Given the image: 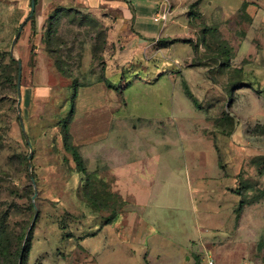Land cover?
I'll return each mask as SVG.
<instances>
[{"label": "rangeland", "instance_id": "374dc122", "mask_svg": "<svg viewBox=\"0 0 264 264\" xmlns=\"http://www.w3.org/2000/svg\"><path fill=\"white\" fill-rule=\"evenodd\" d=\"M39 1L17 38L32 0H0V264H264V0H168L188 69L132 53L113 7Z\"/></svg>", "mask_w": 264, "mask_h": 264}, {"label": "crops", "instance_id": "0c3cea01", "mask_svg": "<svg viewBox=\"0 0 264 264\" xmlns=\"http://www.w3.org/2000/svg\"><path fill=\"white\" fill-rule=\"evenodd\" d=\"M61 5V6H78L79 8H84L88 12H101L104 6L113 7L115 8L120 16L119 21H123L124 25L128 24L130 25L131 32L130 34L128 31H126V36H128L129 43L131 44L129 49L132 51V53H136L140 55V53L145 50L148 52H151L155 49V46H158L160 51L163 49H169V56L166 57L169 59V64L173 66H179V68H191L194 64L192 63L194 55L192 53V50L189 48H182V52H179L176 48V42H184L182 40H185V37L181 36L183 35V28H185V20L184 18H175L174 13H171L170 7L171 3L168 0H41L38 2V5H42L44 7H49L52 5ZM37 5V4H36ZM167 14L165 25L163 24V21H157L156 17L159 14L163 13ZM125 28V27H123ZM128 30V28H125ZM127 38V37H126ZM176 40V41H172ZM186 42V41H185ZM161 44V45H160ZM183 72V71H182ZM175 75L172 74V77ZM76 122V119H75ZM91 134H88V137L90 135L91 138L94 137L93 133H96L94 130H90ZM167 153L166 156L169 155V144H164ZM94 148L97 150L101 149L103 156L101 157L102 161H106L104 158L105 156V150L109 147H106V144H92L91 149L94 151ZM152 149L150 151H147L145 154L143 151V146L140 147V150L143 155H145L148 158L152 157H158V150L157 145L153 144L151 147ZM90 149V147L88 148ZM94 154V157L92 159H95L93 163H98V160L100 159V155ZM99 156V157H98ZM97 157V158H96ZM141 161L140 159H137ZM90 161V160H89ZM151 160L152 165L150 166V173L154 175L155 173H160L158 170V164ZM140 164V163H139ZM134 163V193L131 194L133 197L142 196V183H139V180L143 181V177H139V173L144 175L145 167L144 164L142 167ZM167 171L169 167H166ZM117 170V169H116ZM120 170H117V173H119V190L123 195L126 196L127 187L123 184L120 180L122 178L120 174ZM138 201L136 200L134 204H137ZM131 213H133L131 211ZM132 215V214H131ZM133 220H130L127 224H124V229L122 236L119 234V237L123 238H131L129 243H139L143 238L141 237L142 231L140 232L141 225L138 222V216L136 214H133L132 216ZM128 231V232H127Z\"/></svg>", "mask_w": 264, "mask_h": 264}, {"label": "trees", "instance_id": "16d2710c", "mask_svg": "<svg viewBox=\"0 0 264 264\" xmlns=\"http://www.w3.org/2000/svg\"><path fill=\"white\" fill-rule=\"evenodd\" d=\"M172 41H176V40H172ZM11 67L18 70V63L13 57H11ZM73 106L75 107V104ZM73 111H74V109H73ZM63 136H64L65 147L67 148V150H69L73 153L75 161L77 162V164L79 165L81 170L84 171L83 158H82L80 152L78 151V149L71 142V131H70L67 123H65V125H64ZM241 205L243 206V202Z\"/></svg>", "mask_w": 264, "mask_h": 264}, {"label": "water", "instance_id": "95a60500", "mask_svg": "<svg viewBox=\"0 0 264 264\" xmlns=\"http://www.w3.org/2000/svg\"><path fill=\"white\" fill-rule=\"evenodd\" d=\"M36 4H37V0H32V10H31V14L26 18V20L22 23V25L20 26L19 28V31L17 33V38L21 35L22 31H23V27L24 25L26 24V22L32 17V15L35 13V10H36ZM17 38L15 39L14 43H16V40ZM22 72H23V63L22 61H19V76H18V95H19V101L21 102L22 100ZM21 122H22V126H23V129H25V125L23 123V120L21 119ZM27 142L29 144H31L29 138L27 137ZM33 181H34V178H33Z\"/></svg>", "mask_w": 264, "mask_h": 264}, {"label": "built area", "instance_id": "2783aa9c", "mask_svg": "<svg viewBox=\"0 0 264 264\" xmlns=\"http://www.w3.org/2000/svg\"><path fill=\"white\" fill-rule=\"evenodd\" d=\"M166 18H167V14L164 12L163 14H159L157 17H156V20L157 21H163V24L165 25V22H166ZM215 262L210 259L209 260V264H214ZM242 264H256L254 261L252 260H246L244 261Z\"/></svg>", "mask_w": 264, "mask_h": 264}]
</instances>
